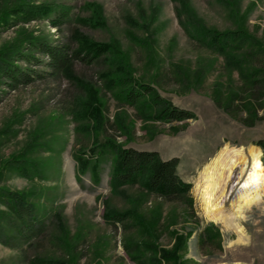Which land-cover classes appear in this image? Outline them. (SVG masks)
Listing matches in <instances>:
<instances>
[{
    "label": "rangeland",
    "instance_id": "rangeland-1",
    "mask_svg": "<svg viewBox=\"0 0 264 264\" xmlns=\"http://www.w3.org/2000/svg\"><path fill=\"white\" fill-rule=\"evenodd\" d=\"M15 1L0 0V9ZM25 1L68 11L71 28L56 30L44 19L0 29V48L22 31L50 41L64 35L75 37L76 45L85 37L115 47L93 65L76 63V80L86 83L62 78L14 90L0 85V188L27 197L47 227L32 245L0 243V264H156L151 258L159 249L173 251L177 244V261L158 258V264H264V196L240 221L245 238L238 244L235 232L205 218L195 191L199 170L224 145L260 149L254 143L264 140V90L244 83L223 55L198 43L190 20L221 33L243 30L264 48V0H183L186 10L182 0ZM255 60L248 58L242 68L264 65ZM125 74L195 117L156 121L152 110L150 119L141 116L104 89L107 76ZM95 101L102 125L78 121ZM105 140L155 151L162 160L178 158L177 174L191 185L189 193L169 200L138 186L123 187V195L111 192L114 157L103 148ZM75 156L89 162L83 173ZM241 178L228 188L225 209H231ZM106 209L125 217L111 223Z\"/></svg>",
    "mask_w": 264,
    "mask_h": 264
},
{
    "label": "trees",
    "instance_id": "trees-1",
    "mask_svg": "<svg viewBox=\"0 0 264 264\" xmlns=\"http://www.w3.org/2000/svg\"><path fill=\"white\" fill-rule=\"evenodd\" d=\"M172 1L181 2V0ZM181 3L184 5L183 10H186V3L183 0ZM52 13L53 16H51ZM44 19H48L50 25L56 30H62L65 25H68L67 28H71L72 25L69 12L55 9L51 4L36 5L25 0H17L0 9V29L17 27L20 24ZM190 20L194 21V28L199 32L196 39L198 43L223 55L228 65L239 71L240 78L244 83L258 86L260 91L264 90V65L261 68L257 66V68L248 70L242 68V64L244 61L247 62L248 58H256L257 64H264V48L260 42L243 30L221 33L206 28L193 17ZM180 24L187 31L182 21ZM21 35L12 44L0 48V85L4 84L5 88L11 90L45 79L66 78L73 83H86L76 80L74 71L76 63L93 65L101 58L104 60L106 53H110L111 50L114 52L115 47V45L99 43L85 37L81 38V43L76 45V39L73 36L63 35L61 36L62 40L50 41L47 37L35 36L26 31H22ZM117 59L119 60V55ZM103 83L105 90L112 91L115 98L135 107L141 116L148 119L151 114L147 113L149 110L155 111L153 119L156 121L174 122L195 117L190 111L180 109L165 100L151 85L140 83L128 74L107 76ZM99 107L97 101L90 103L87 112H83L85 115H78V121H93L95 125L101 126L103 120ZM73 121L76 123V114L73 115ZM254 145L259 147L262 152L261 162L264 167V140H259ZM97 148L98 144L94 145L92 152L96 153ZM103 148H107L114 157L110 186L111 192L115 194L123 195L122 188L125 186H138L148 194L171 200L183 198L191 189V185L185 183L177 174L178 158L162 160L155 151L124 148L113 140H105ZM75 161L78 171L83 173L89 164L88 160L75 156ZM6 168L15 170L9 163ZM94 168H97V163L94 164ZM18 170L22 176L29 178L34 176H29L32 170L30 173L24 169ZM33 174L39 176L36 170ZM0 207L6 210L0 211L1 244L8 246L32 245L44 236L47 228L45 223L39 219L35 206L28 202L27 197L22 193L0 188ZM105 212V218L110 222L113 221L111 223H120L122 216L125 217L124 213L119 214L109 209H106ZM140 226L149 229L145 222ZM135 245L140 246L141 244L136 243ZM178 246L179 244L173 251L162 249H159V253L156 250L153 251V254L158 253L159 255L153 256L151 262L154 260L158 264L161 260L177 261L175 253ZM148 248L154 249L153 246H148ZM47 264L50 262L47 261Z\"/></svg>",
    "mask_w": 264,
    "mask_h": 264
},
{
    "label": "bare ground",
    "instance_id": "bare-ground-1",
    "mask_svg": "<svg viewBox=\"0 0 264 264\" xmlns=\"http://www.w3.org/2000/svg\"><path fill=\"white\" fill-rule=\"evenodd\" d=\"M241 175L231 209H225L231 193L228 188H232ZM195 191L200 195L205 218L235 232L238 237L236 242L242 243L245 234L240 221L245 218L248 209L261 203L264 196V167L260 149L250 147L245 151L224 145L199 170Z\"/></svg>",
    "mask_w": 264,
    "mask_h": 264
}]
</instances>
